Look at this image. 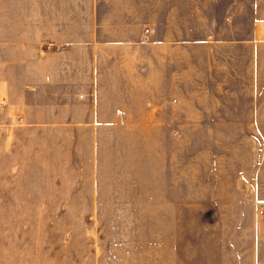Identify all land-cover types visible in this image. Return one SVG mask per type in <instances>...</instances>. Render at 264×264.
Wrapping results in <instances>:
<instances>
[{"label": "rangeland", "instance_id": "rangeland-1", "mask_svg": "<svg viewBox=\"0 0 264 264\" xmlns=\"http://www.w3.org/2000/svg\"><path fill=\"white\" fill-rule=\"evenodd\" d=\"M230 55L180 121L100 138L20 122L30 59L0 57V264H264V45Z\"/></svg>", "mask_w": 264, "mask_h": 264}, {"label": "crops", "instance_id": "crops-1", "mask_svg": "<svg viewBox=\"0 0 264 264\" xmlns=\"http://www.w3.org/2000/svg\"><path fill=\"white\" fill-rule=\"evenodd\" d=\"M246 45L264 0H0V57L30 59L20 122L55 136L180 121L181 85Z\"/></svg>", "mask_w": 264, "mask_h": 264}, {"label": "built area", "instance_id": "built-area-1", "mask_svg": "<svg viewBox=\"0 0 264 264\" xmlns=\"http://www.w3.org/2000/svg\"><path fill=\"white\" fill-rule=\"evenodd\" d=\"M3 103V102H2Z\"/></svg>", "mask_w": 264, "mask_h": 264}]
</instances>
